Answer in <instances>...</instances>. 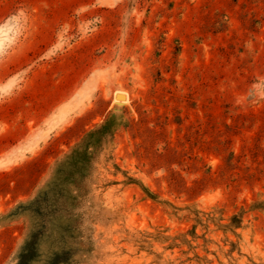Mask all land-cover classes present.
Returning <instances> with one entry per match:
<instances>
[{"label": "rangeland", "instance_id": "obj_1", "mask_svg": "<svg viewBox=\"0 0 264 264\" xmlns=\"http://www.w3.org/2000/svg\"><path fill=\"white\" fill-rule=\"evenodd\" d=\"M0 264H264V0H0Z\"/></svg>", "mask_w": 264, "mask_h": 264}, {"label": "bare ground", "instance_id": "obj_2", "mask_svg": "<svg viewBox=\"0 0 264 264\" xmlns=\"http://www.w3.org/2000/svg\"><path fill=\"white\" fill-rule=\"evenodd\" d=\"M0 46H1V39H0Z\"/></svg>", "mask_w": 264, "mask_h": 264}]
</instances>
